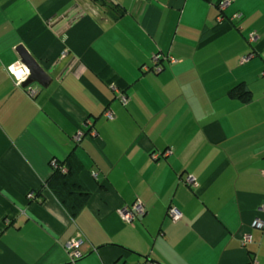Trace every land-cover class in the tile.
Instances as JSON below:
<instances>
[{
    "label": "crops",
    "instance_id": "obj_1",
    "mask_svg": "<svg viewBox=\"0 0 264 264\" xmlns=\"http://www.w3.org/2000/svg\"><path fill=\"white\" fill-rule=\"evenodd\" d=\"M113 1L0 0V264H264V0ZM7 25L51 77L35 95L6 68ZM73 154L76 215L48 186Z\"/></svg>",
    "mask_w": 264,
    "mask_h": 264
},
{
    "label": "trees",
    "instance_id": "obj_2",
    "mask_svg": "<svg viewBox=\"0 0 264 264\" xmlns=\"http://www.w3.org/2000/svg\"><path fill=\"white\" fill-rule=\"evenodd\" d=\"M90 1L93 3L99 2V4L100 3L105 4L108 2L110 4L115 3L117 10L112 11L115 17L118 16L117 15L118 10L121 13L125 11L123 7H121L118 3L114 2L113 0H90ZM156 55H158V59L157 61H154L155 65H161L159 66L161 67V69L157 70L155 65L152 66L151 69L154 70L155 72H159L164 69L163 60L165 59H162L163 56L160 53H156ZM168 60L171 61V59ZM229 95L231 97L240 99L244 103L251 100V91L243 83H239L235 85L233 88H231L229 91ZM82 168L83 165L81 161L78 159V157L75 154H73L64 161L63 165H59L56 163L53 176L48 181V186L54 189L58 199L62 202L65 208L72 215H76L84 207L90 196L89 193L81 190L84 188V185L81 182V178H80ZM77 187L79 190L77 192L73 191L74 189H77ZM63 189H67V190H63ZM39 195L40 196L42 195V191L37 193V196Z\"/></svg>",
    "mask_w": 264,
    "mask_h": 264
},
{
    "label": "built area",
    "instance_id": "obj_3",
    "mask_svg": "<svg viewBox=\"0 0 264 264\" xmlns=\"http://www.w3.org/2000/svg\"><path fill=\"white\" fill-rule=\"evenodd\" d=\"M229 1H224L220 4L221 8H224L227 4H228ZM255 33H252L250 35V39L252 40H255ZM64 55L66 54L65 52H63ZM250 57V55H247V56H244L242 58V61H246L248 58ZM158 59V55H153V60L154 61H157ZM15 62H19L20 65H23L24 67H26L24 64H22L20 62V58H16L13 62H10V63H6V68L7 70L10 72V74H12V76L14 77V81H15V84L17 86H22V82L27 78L28 74H29V71H28V74L26 76L25 79H22L20 81L17 80V77L13 74V71H11L10 69L13 68V66H15ZM161 65H155L156 69L157 70H160L161 67H159ZM27 68V67H26ZM147 68V67H146ZM28 69V68H27ZM29 91V93L31 95H35L36 94V90L32 88V85L26 87ZM120 99L121 101L124 103V104H127L128 102V98L126 95L124 94H120ZM106 115L109 117V118H112L114 116L113 112L108 110L105 112ZM76 139H80V135H76L75 136ZM172 152V149H167L165 152H163L162 154H165V155H168ZM161 154L159 153H156L153 155L154 158H158ZM53 165L56 166V161H53L52 163ZM262 176L264 177V171H262ZM186 182L188 184H195L196 183V180L194 178V176H191L189 175L187 178H186ZM29 197L32 198L34 197V194L33 193H30L29 194ZM262 211H264V202L262 203ZM146 212V205L144 203V201L140 200V199H137L135 200L133 203L131 204H126V205H123L120 209H119V213L121 214L122 218L124 219V221L130 223L132 222L134 219H136L137 217L143 215L144 213ZM168 215L172 218V220L174 221H178L182 218V212L174 205H171L169 208H168ZM252 226L255 227V228H258V229H264V219L262 218H256L254 219V221L252 222ZM252 240V235L251 234H248L246 235L245 237V242L247 241H250ZM83 239L82 238H78V239H71L69 241L66 242L65 244V248H66V251L68 252V255H69V258L72 262H75V260L77 258H79L81 256V253H80V250H79V247L82 243Z\"/></svg>",
    "mask_w": 264,
    "mask_h": 264
},
{
    "label": "water",
    "instance_id": "obj_4",
    "mask_svg": "<svg viewBox=\"0 0 264 264\" xmlns=\"http://www.w3.org/2000/svg\"><path fill=\"white\" fill-rule=\"evenodd\" d=\"M5 27L6 26H4V28ZM1 30L2 29H0V31ZM4 40L9 46H12L14 48L20 58V62L24 64L29 70L27 78L22 82L21 85L23 87H28L33 84L47 86L51 81L49 73H47V71L41 66L39 61L24 45L20 37L10 27L8 34L4 36Z\"/></svg>",
    "mask_w": 264,
    "mask_h": 264
},
{
    "label": "clouds",
    "instance_id": "obj_5",
    "mask_svg": "<svg viewBox=\"0 0 264 264\" xmlns=\"http://www.w3.org/2000/svg\"><path fill=\"white\" fill-rule=\"evenodd\" d=\"M19 63V62H18ZM11 71H13V74L17 77V80L20 81L22 79H25L27 74H28V69L26 67H24L23 65H21L19 67V69L17 70L15 67H13L12 69H10Z\"/></svg>",
    "mask_w": 264,
    "mask_h": 264
},
{
    "label": "bare ground",
    "instance_id": "obj_6",
    "mask_svg": "<svg viewBox=\"0 0 264 264\" xmlns=\"http://www.w3.org/2000/svg\"><path fill=\"white\" fill-rule=\"evenodd\" d=\"M15 57L16 56L11 57L8 61L15 60ZM20 66H21L20 63L15 62V66H13V67H15L18 70Z\"/></svg>",
    "mask_w": 264,
    "mask_h": 264
}]
</instances>
